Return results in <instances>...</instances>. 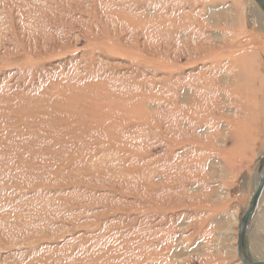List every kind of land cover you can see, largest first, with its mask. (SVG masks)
Returning a JSON list of instances; mask_svg holds the SVG:
<instances>
[{
	"label": "rangeland",
	"instance_id": "rangeland-1",
	"mask_svg": "<svg viewBox=\"0 0 264 264\" xmlns=\"http://www.w3.org/2000/svg\"><path fill=\"white\" fill-rule=\"evenodd\" d=\"M263 158L257 0H0V264H243Z\"/></svg>",
	"mask_w": 264,
	"mask_h": 264
},
{
	"label": "water",
	"instance_id": "water-1",
	"mask_svg": "<svg viewBox=\"0 0 264 264\" xmlns=\"http://www.w3.org/2000/svg\"><path fill=\"white\" fill-rule=\"evenodd\" d=\"M259 2V4L264 8V0H257ZM264 167V158L262 159V161L259 164L258 167V173L261 174L262 169ZM264 189V177L262 178L261 182H260V186L258 188V190L256 191L250 207L247 211L246 216L241 220L240 222V227H239V235H238V255L240 257V259L242 260L243 264H264V262H252V263H248L247 261V252H246V230H247V226L250 223V220L252 218V215L254 214L258 201L260 199L261 193Z\"/></svg>",
	"mask_w": 264,
	"mask_h": 264
},
{
	"label": "bare ground",
	"instance_id": "bare-ground-1",
	"mask_svg": "<svg viewBox=\"0 0 264 264\" xmlns=\"http://www.w3.org/2000/svg\"><path fill=\"white\" fill-rule=\"evenodd\" d=\"M32 38V36L30 37V39ZM33 39H31V41H32ZM35 41V40H34ZM33 42V41H32ZM31 46V45H30ZM29 46V47H30ZM65 47H61V45H60V47L58 46V49L57 50H54L53 52L54 53H61L62 51H63V49H64ZM23 54L24 55H26V56H30V55H32V50L29 48H23ZM34 52L37 54V55H39V56H41V57H48V55H50L49 53H50V49L49 50H47L46 52H43V51H39V50H34ZM39 56H37V57H39ZM31 58V57H30ZM29 60V59H28ZM27 60V61H28ZM35 60V59H34ZM33 62V61H32ZM35 62H39V61H35ZM34 63V62H33ZM28 64V63H27ZM174 67V66H173ZM171 118V117H170ZM169 129V128H168ZM170 130V129H169ZM258 172V171H257ZM264 177V167H263V170H262V174L261 175H258V177H257V179H256V183H254V186H253V195H252V198L251 199H253V197H254V195H255V193H256V191L258 190V188H259V186H260V182H261V180H262V178ZM264 190V189H263ZM261 198V197H260ZM260 200V199H259ZM250 204H251V201H250V203H249V205L247 206L248 208L246 209V214H247V211H248V209H249V207H250ZM246 214H245V216H246ZM244 216V217H245ZM243 217V218H244ZM252 217H253V215H252ZM251 220H252V218H251ZM251 220H250V223L248 224V226H247V230H246V239H247V236H248V229H249V227H250V224H251ZM247 261H248V263H252V260H251V258L247 255ZM257 262H264V261H257Z\"/></svg>",
	"mask_w": 264,
	"mask_h": 264
}]
</instances>
